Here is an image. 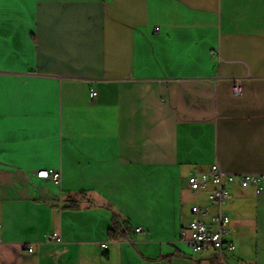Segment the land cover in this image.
Segmentation results:
<instances>
[{
	"label": "crops",
	"instance_id": "obj_1",
	"mask_svg": "<svg viewBox=\"0 0 264 264\" xmlns=\"http://www.w3.org/2000/svg\"><path fill=\"white\" fill-rule=\"evenodd\" d=\"M214 162L264 174V0H0V264H221L180 239Z\"/></svg>",
	"mask_w": 264,
	"mask_h": 264
},
{
	"label": "built area",
	"instance_id": "obj_2",
	"mask_svg": "<svg viewBox=\"0 0 264 264\" xmlns=\"http://www.w3.org/2000/svg\"><path fill=\"white\" fill-rule=\"evenodd\" d=\"M231 90L234 95L240 94L238 80L233 81ZM94 95V89L90 88L89 96ZM36 175L53 182H58L60 177L59 170L52 168L38 170ZM187 186L194 201L190 207V217L181 228L180 239L189 242L193 252L214 250L220 263L227 264L225 253L233 251L235 245L230 238V216L224 205L231 197L233 186L251 188L256 194L264 193V174L227 173L214 162L205 171L193 169L187 177ZM141 230L135 227L136 232ZM50 239L58 241L60 238L56 232H52ZM101 246L107 247L105 243Z\"/></svg>",
	"mask_w": 264,
	"mask_h": 264
},
{
	"label": "rangeland",
	"instance_id": "obj_3",
	"mask_svg": "<svg viewBox=\"0 0 264 264\" xmlns=\"http://www.w3.org/2000/svg\"><path fill=\"white\" fill-rule=\"evenodd\" d=\"M238 191L240 190L234 191L235 193L232 196L233 198L231 197L230 202L225 204V209L234 210L244 205L245 203L250 204L252 207H256L258 204L260 205L261 201L263 200L260 198H264L263 195H257L251 190L246 189L242 191L246 194V196L250 195L252 199L247 200L248 202L246 201L242 202L238 196ZM188 201H189V204L192 201H194V197L190 191L188 192ZM229 227L232 229V232L234 233L236 243L241 244L239 252H241L244 256L247 257L246 264H255V262L258 264H264V217L263 215H258L256 213V217L254 220V231L251 233L249 232L245 233L246 231L245 229H247L245 225V228L238 230L240 231V233H242V235L237 237L235 235V230H233V225L229 224ZM241 237L243 238L241 239Z\"/></svg>",
	"mask_w": 264,
	"mask_h": 264
},
{
	"label": "trees",
	"instance_id": "obj_4",
	"mask_svg": "<svg viewBox=\"0 0 264 264\" xmlns=\"http://www.w3.org/2000/svg\"><path fill=\"white\" fill-rule=\"evenodd\" d=\"M130 226L117 213L112 214L111 225L108 228V238L110 240L130 239Z\"/></svg>",
	"mask_w": 264,
	"mask_h": 264
}]
</instances>
